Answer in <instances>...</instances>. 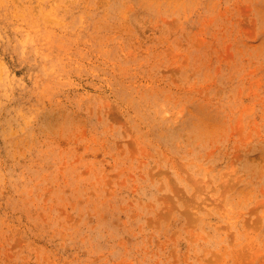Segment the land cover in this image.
<instances>
[{"label": "rangeland", "instance_id": "1", "mask_svg": "<svg viewBox=\"0 0 264 264\" xmlns=\"http://www.w3.org/2000/svg\"><path fill=\"white\" fill-rule=\"evenodd\" d=\"M0 264H264V0H0Z\"/></svg>", "mask_w": 264, "mask_h": 264}]
</instances>
